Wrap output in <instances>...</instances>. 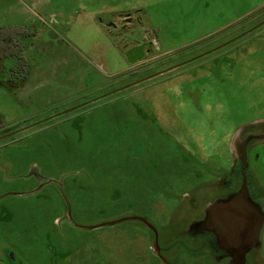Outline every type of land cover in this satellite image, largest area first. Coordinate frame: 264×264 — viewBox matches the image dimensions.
<instances>
[{
	"label": "rangeland",
	"instance_id": "1",
	"mask_svg": "<svg viewBox=\"0 0 264 264\" xmlns=\"http://www.w3.org/2000/svg\"><path fill=\"white\" fill-rule=\"evenodd\" d=\"M143 28L159 41L134 72L123 48ZM7 36L0 252L14 264H218L184 230L222 192L235 127L264 115V0H0ZM251 153L263 181L264 142ZM129 214L156 229L159 255L137 220L86 228Z\"/></svg>",
	"mask_w": 264,
	"mask_h": 264
},
{
	"label": "flooded vegetation",
	"instance_id": "2",
	"mask_svg": "<svg viewBox=\"0 0 264 264\" xmlns=\"http://www.w3.org/2000/svg\"><path fill=\"white\" fill-rule=\"evenodd\" d=\"M120 18H121L122 27L125 28V27H128L130 24H132L131 21L133 20V17L131 14L129 13L122 14L120 15ZM147 29L143 28L142 30H140L141 35L138 39L133 40L131 43L124 44L123 56L127 62L128 60L125 56V52L127 50L131 48H136V47H141L143 49V56L140 61L136 63L128 62L130 64V67L132 66L135 67V68H130L134 72L136 71L137 68H141L146 63L144 62V60L147 59L148 54L152 51V44L154 45L155 43H157V41H159L158 38L156 39L157 31H155L154 28H153L154 31L152 29L151 30H147ZM150 35L153 37L150 38ZM164 71H167L166 68L159 69L157 72L146 74L140 79H136L135 81L131 82L132 84H130V86L133 87L137 85L138 83L148 78H151L153 76H156ZM134 72H131V73H134ZM124 85H126L127 87H130L127 84H124ZM152 114L155 115V112ZM5 126L6 125L3 122H0V132L2 130L7 131ZM14 131H15L14 129L7 131V133L3 134L2 136L10 135ZM233 132H238L239 141H243L246 139V144H245L246 165L243 168V173L245 176V181H246V186H247V198L249 201H251V203L255 206V208L261 213L263 217L261 229H260L259 236H258L259 245L245 252L243 263H234L231 255L226 250L221 249L218 246L215 234L212 231L206 230L204 228L205 208L202 209V213L200 214L199 218H196V220H193L187 224L184 232H187L188 234L192 236H195V235L204 236V246H207V248L209 249L211 253L212 258L214 259V262L218 264H258L259 262H261L260 260L261 255L259 254V252L264 247V175L262 177L263 181H261V179L258 177V174L249 166V155H252L251 152L252 150H254V147L256 145L264 142V115H262L261 117L257 119L250 120L243 127L236 126ZM229 146H230V143H229ZM242 166H243V163L241 159L234 158L232 155L231 164L227 172L224 173L220 177L219 180H217L219 181V184H220L219 186L222 192L221 194L214 196L212 200L227 199L233 193L238 191L240 187L241 179H242V175H241ZM239 175H240V179L238 178ZM0 253H1L0 264H14L12 254L8 255L11 258L10 259L7 256V253H5L4 249L1 250ZM4 258L6 259L5 263L3 261Z\"/></svg>",
	"mask_w": 264,
	"mask_h": 264
},
{
	"label": "water",
	"instance_id": "3",
	"mask_svg": "<svg viewBox=\"0 0 264 264\" xmlns=\"http://www.w3.org/2000/svg\"><path fill=\"white\" fill-rule=\"evenodd\" d=\"M125 56L129 63H136L141 60L143 49L141 47L131 48L125 52ZM238 139V132H235L229 147L233 157L241 159L243 163L240 187L227 199H214L206 204L204 228L215 234L218 246L231 255L234 263H243L245 252L259 245L258 236L263 217L247 198V186L243 173L246 165V139L243 141ZM125 219L137 220L153 232L152 250L159 255L156 229L142 215H121L110 221L86 226V228L113 225Z\"/></svg>",
	"mask_w": 264,
	"mask_h": 264
},
{
	"label": "trees",
	"instance_id": "4",
	"mask_svg": "<svg viewBox=\"0 0 264 264\" xmlns=\"http://www.w3.org/2000/svg\"><path fill=\"white\" fill-rule=\"evenodd\" d=\"M14 39H15V36H7L5 37V39H2V42L0 43V55L1 56L17 54L14 48V46L17 45V42ZM16 64H18L17 65L18 69L24 70V67H23L24 62L22 58L20 57V55H18L17 57ZM11 67L14 70L15 66H11ZM204 163L207 164L206 162ZM238 178L240 179V175Z\"/></svg>",
	"mask_w": 264,
	"mask_h": 264
},
{
	"label": "crops",
	"instance_id": "5",
	"mask_svg": "<svg viewBox=\"0 0 264 264\" xmlns=\"http://www.w3.org/2000/svg\"><path fill=\"white\" fill-rule=\"evenodd\" d=\"M141 98H143V96H141ZM0 256H1V254H0Z\"/></svg>",
	"mask_w": 264,
	"mask_h": 264
}]
</instances>
